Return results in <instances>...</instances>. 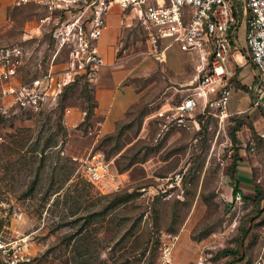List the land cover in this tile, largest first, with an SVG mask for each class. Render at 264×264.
Returning a JSON list of instances; mask_svg holds the SVG:
<instances>
[{
	"label": "rangeland",
	"instance_id": "obj_1",
	"mask_svg": "<svg viewBox=\"0 0 264 264\" xmlns=\"http://www.w3.org/2000/svg\"><path fill=\"white\" fill-rule=\"evenodd\" d=\"M43 13L34 3L13 1L0 23V44L21 42L28 50L25 77L48 64L51 24L41 20ZM237 34L233 87L251 89L235 59L237 51L251 60L243 19ZM130 44L148 52L142 27L125 31L122 45ZM55 60L60 65L66 56ZM164 78L157 75L106 132H87L90 117L76 126L63 119L67 104L87 108L94 100L93 85L83 78L68 84L54 106L12 112L5 121L7 139L0 144V264H10L15 247L29 256L27 264H154L160 230L179 233L174 256L181 264L194 263L205 244H212L208 264L231 259L247 264L264 255V148L256 137L254 147L242 148L241 129L249 117L229 113L222 119L208 103L193 113L199 125H192L194 117L191 126L172 123L159 105L178 100L188 89L167 95ZM94 150L109 161L110 173L98 183L89 180L82 164ZM242 156L253 162L258 187L236 204L226 192L225 175ZM179 168L182 185L156 192L163 176ZM113 179L121 180L120 187H113ZM228 221L234 224L225 233L211 234Z\"/></svg>",
	"mask_w": 264,
	"mask_h": 264
},
{
	"label": "built area",
	"instance_id": "obj_2",
	"mask_svg": "<svg viewBox=\"0 0 264 264\" xmlns=\"http://www.w3.org/2000/svg\"><path fill=\"white\" fill-rule=\"evenodd\" d=\"M16 3H34L43 9L41 20L51 24L52 36L48 64L41 71L25 77L23 66L28 50L21 42L0 44V144L7 139L5 121L18 109L39 111L54 106L64 88L77 79L95 81L106 62L99 40L110 25L112 12L118 15L122 26L142 27L147 34L148 52L164 57L167 45L177 42L181 49L197 54V78L178 100L166 109L168 121L191 126L189 117L197 106L213 105L220 118L229 114V96L234 88L232 74L235 66L229 62L238 44L237 31L245 21V47L259 73V79L247 83L258 93H264V0H15ZM117 7V9H115ZM164 40H167L164 42ZM65 55L66 60L57 65L55 60ZM257 100V101H258ZM71 107L67 104L65 113ZM87 109L82 110V119ZM192 125L199 119L192 118ZM100 120L87 124V132H99ZM254 140L242 139V148L251 147ZM234 147H229L233 151ZM84 172L94 183L104 181L109 173V161L103 152L89 151L82 157ZM184 171L179 168L163 176L155 186L156 192H169L181 186ZM113 187L121 180L113 179ZM146 188V187H145ZM243 191L237 190L232 200L243 201ZM234 222L225 223L223 229L211 234L225 233ZM158 258L154 264H178L174 251L179 233L160 230L158 233ZM212 244H205L192 264H208ZM206 247V248H205ZM29 256L15 247L10 264H27ZM233 264H240L236 261ZM247 264H264V255L258 254Z\"/></svg>",
	"mask_w": 264,
	"mask_h": 264
},
{
	"label": "crops",
	"instance_id": "obj_3",
	"mask_svg": "<svg viewBox=\"0 0 264 264\" xmlns=\"http://www.w3.org/2000/svg\"><path fill=\"white\" fill-rule=\"evenodd\" d=\"M13 1L15 0H0V23L7 19L8 9ZM245 27L244 21V30ZM129 28L132 26H122L119 23L118 15L114 11L110 16L109 28L99 40V47L106 62L99 77L92 82L95 103L90 118L93 121H101L100 132L114 129L128 108L140 98L148 86L156 82L157 75L166 77L165 91H169L167 95H173L178 89H188L185 85L193 83L197 78L198 57L194 51L181 49L177 42H173L165 47L164 57L159 58L141 47L134 49L132 44L123 47V35ZM121 47L123 49L119 51ZM234 52L235 49L232 53L233 59ZM236 53L235 59L241 65V80L249 83L259 78L252 59L247 60L244 53ZM229 63L233 65L232 59ZM257 96L258 93L254 89L234 87L229 96L228 109L229 113H246L250 123H244L241 129L243 140H256V137L257 144L264 148V93L260 100ZM171 103L164 101L158 109H166ZM69 106L71 109L64 115L65 122L68 126H76L82 120L83 108L79 104ZM233 164V173L229 170L225 175L227 194L230 193V198H233L237 190H242L246 197L254 195L258 185L253 176V162L242 156Z\"/></svg>",
	"mask_w": 264,
	"mask_h": 264
},
{
	"label": "trees",
	"instance_id": "obj_4",
	"mask_svg": "<svg viewBox=\"0 0 264 264\" xmlns=\"http://www.w3.org/2000/svg\"><path fill=\"white\" fill-rule=\"evenodd\" d=\"M94 103H95V101L93 100L91 103H90V105L86 108L87 109V113H86V117L83 119L84 121H85V119L86 118H88V117H90V115H91V113H92V111H93V105H94ZM233 165L234 164H232V167H231V169H230V171L233 173V171H234V168H233ZM235 188H237V185H235ZM244 196H246L245 194H244ZM230 250H233L232 248H229ZM235 259H231L230 261H229V264H232V263H235L236 261H234ZM231 262V263H230Z\"/></svg>",
	"mask_w": 264,
	"mask_h": 264
}]
</instances>
